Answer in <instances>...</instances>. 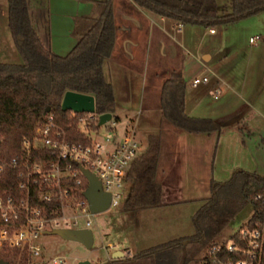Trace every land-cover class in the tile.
Masks as SVG:
<instances>
[{
	"label": "trees",
	"instance_id": "16d2710c",
	"mask_svg": "<svg viewBox=\"0 0 264 264\" xmlns=\"http://www.w3.org/2000/svg\"><path fill=\"white\" fill-rule=\"evenodd\" d=\"M138 5L184 24L216 27L264 11V0H231V9L221 7L218 0H134ZM8 25L22 57L21 62L0 61V147L5 154L19 150L20 141L30 135L43 119L46 106L55 112L69 135L76 140H89L79 131V117L90 112L64 110L62 100L67 90L92 93L96 98V114L115 112L116 94L105 74V61L111 56L117 38L114 0H94L95 12L76 18L73 33L79 37L66 54L47 46L37 32L27 0H8ZM187 81L181 69H173L165 78L161 91L162 118L181 130L221 132L223 124L234 114L222 117H200L186 111ZM100 128L99 120L91 122ZM107 125L110 126V123ZM112 128V127H111ZM170 144L163 132L151 133L147 147L132 162L128 172L130 193L121 206L132 212L167 204L164 197L165 164ZM0 183V187L14 184ZM212 195L196 212L195 234L158 245L122 260L136 264L200 263L212 246L228 240L221 235L245 206L253 214L243 228H258L264 233V176L239 169L225 182L214 181ZM240 231L230 235L240 244ZM222 253H228L224 250ZM11 263L9 258H6ZM115 262V261H112ZM117 264V263H113ZM261 264H264V241Z\"/></svg>",
	"mask_w": 264,
	"mask_h": 264
},
{
	"label": "rangeland",
	"instance_id": "374dc122",
	"mask_svg": "<svg viewBox=\"0 0 264 264\" xmlns=\"http://www.w3.org/2000/svg\"><path fill=\"white\" fill-rule=\"evenodd\" d=\"M218 1L222 8L231 9V0ZM125 8L126 6L119 7L120 18L122 16L120 9ZM170 30L169 40L175 43L178 52L175 48L167 46L163 54L159 50L156 33L149 34L146 31L142 36L145 42L140 47L139 57L137 55L133 59L121 47L117 49V57H121L124 66L130 70L123 74L122 70L110 63L113 76L110 77L108 67L106 71L116 89L117 103L112 120L116 122L119 133L134 129L142 144V151L146 149L147 136L152 132H163L168 136L167 140L175 143L173 147L170 146V157L172 159L174 154L181 156L179 166L173 170V176L171 175L172 186L167 187V199L181 200L184 204L176 206L180 208L170 210L171 214L177 211L174 218H166L165 215L163 218L158 215L161 213L158 210L157 212L154 210L126 212L121 207L110 208L90 217H79V223L74 225L76 228L86 227L87 219H92L94 247L88 249L80 242L57 234L44 233L38 239L43 258L52 260L62 256L67 259L68 264H77L84 259L91 260L93 264H111L113 257L109 256L112 250L110 246L121 244L122 240L127 242L125 251L132 252L126 258L129 256L134 258L140 250L148 251L167 243L174 238L176 232H188V230L195 232L192 214L199 201L203 200L204 196H209L212 189L210 176L204 169H197V166L202 164L201 161L203 165L207 164L209 158L202 154L198 144L187 143L185 136L189 132L161 118L160 90L157 86L173 69L183 68L188 73L187 99L188 111L191 114L217 117L239 110L231 123L225 127V140H233L237 131L241 134L240 124L246 121H248L246 128H251V123H255L261 129L264 128L262 116L264 115V11L218 25L214 29L187 23L181 29L171 26ZM256 35L260 36L258 42H251L250 38ZM205 53H210L211 57L207 55L204 58ZM0 61H22L8 25L6 0H0ZM195 76H207L208 80L193 85L191 81ZM252 115L255 118L253 121L250 120ZM98 133L97 139L103 141L109 130L104 125L100 127ZM221 155L224 165H229L231 161L229 153L223 150ZM125 193L124 201L130 189H126ZM138 213H149L148 215L151 216H144L142 219L141 214ZM252 214L253 207L245 206L224 230L221 238L229 240L231 234L241 231ZM19 257L20 253L0 250V259L11 260L8 264H18ZM136 264L149 263L144 260Z\"/></svg>",
	"mask_w": 264,
	"mask_h": 264
},
{
	"label": "built area",
	"instance_id": "2783aa9c",
	"mask_svg": "<svg viewBox=\"0 0 264 264\" xmlns=\"http://www.w3.org/2000/svg\"><path fill=\"white\" fill-rule=\"evenodd\" d=\"M259 39L256 35L250 41ZM203 80L208 77L195 76L191 82L198 85ZM100 115L90 112L79 117L78 128L87 141L73 139L49 110L33 132L21 139L17 152L5 154L0 147V183L15 179L14 184L0 187V250L20 253L18 264H68L62 256L43 258L38 239L58 228L79 229L74 227L79 217L94 215L85 195L89 181L83 169L95 174L103 190L111 194L110 208L125 202V190L131 184L128 172L142 144L134 129L119 133L112 119L110 126V121L100 125L107 126L109 134L98 140L100 128H93L91 122ZM257 198L264 202V194ZM92 224L88 218L83 228ZM239 238L242 244L229 239L226 245L212 246L200 264H261L264 233L246 227Z\"/></svg>",
	"mask_w": 264,
	"mask_h": 264
},
{
	"label": "crops",
	"instance_id": "0c3cea01",
	"mask_svg": "<svg viewBox=\"0 0 264 264\" xmlns=\"http://www.w3.org/2000/svg\"><path fill=\"white\" fill-rule=\"evenodd\" d=\"M27 3H28V8L32 22L37 32L39 33L40 37L42 38V40L45 42L47 46H50L56 52L61 54L68 53L79 40V37L73 33L76 25V18L81 15L93 14L95 12L94 0H27ZM120 6H126L125 9H120V11L122 10L121 18L118 15ZM114 9H115L116 23L118 26L117 38L113 52L111 56L106 59L104 65L106 77L108 80H110L113 83V85L114 82L112 81V79H110L107 76L106 67H108L109 69L110 77L113 76V73L111 72L110 63H113L117 69L122 70L123 74H125L124 73L125 71H129L130 68L127 69L124 66L125 64L122 62L121 57H117L116 55L117 49L121 47L126 52H128L133 59H135L137 55L139 57L141 50L140 47H142V44L145 42L142 36H144V33H146V31L149 34L156 33L157 41L159 45L158 47L159 50L163 52V54L165 53V49L167 46L175 48V50L178 52V48L176 47L175 43L172 40H169L170 38L169 36L171 34L170 28L172 26L181 29L182 26H184V23L176 19L160 15L154 11L142 7L138 5L134 0H114ZM7 10H8V2H7ZM180 24L182 25L181 27L179 26ZM214 28L215 27H209V29H214ZM180 45L182 46V44ZM207 55H210L211 57L210 53H205L204 58ZM106 62L108 63V66ZM181 70L183 72L184 78L187 81L188 78L187 71L183 68ZM117 75L118 74H116V76ZM113 78H115V76ZM164 80L160 82L157 86L158 89L160 90L159 105L161 101V91ZM114 89H115V85H114ZM115 94H116V89H115ZM186 111L193 116L212 117V116L195 115V114H191L188 111L187 88H186ZM238 111L239 110L237 109L217 116V117H222L227 114H232V113L234 114L230 119H228L223 124L221 132L215 131L210 133L207 132L197 133V132L187 131L189 132V134L185 136L186 137L185 139L188 140L187 143L198 144L200 149L202 150L201 151L202 154L208 156L209 158V161H207L208 165L205 164V161L204 164L206 166L203 165V161H201L202 164H198L197 169H201V170L204 169L207 172L208 176H210L211 188L214 181H219V182L228 181L232 177L234 172L239 169H245L251 172H256L264 176V128L262 129L259 128V126H257L255 123H251V128H246L245 125L248 123V121H246L245 123H241V124L239 123L241 134H239V132L236 130L237 134H235L233 140L224 139L225 127L228 123H231L233 117H235ZM253 115L256 114L253 113ZM253 115L250 116L251 117L250 120L252 121L255 119ZM262 116L264 117V115ZM161 118H162V112H161ZM162 120L164 119L162 118ZM148 136H147V140H148ZM168 141L170 146L173 147L175 143L173 141L171 142L170 140ZM223 150L225 153L227 151L231 156L229 157V159L231 160L229 165H224L223 158L221 155ZM170 153H171V148H170ZM180 156H181L180 154H174V156L171 159L169 154L165 164L166 172H165L164 197H165V202L167 204L155 208H148L141 210H148V211L154 210L155 212H157L158 210L159 212H161L158 215L162 216L163 218L164 215L166 218H174V216L177 214L175 213L177 211L171 214L170 210L172 208H180L179 206L178 207L176 206L184 203H182L181 200H168L167 187L169 188L170 186H172L173 178L171 177V175L173 176V170H176V168L179 166ZM212 191L213 190L211 189L210 195L204 196V198H202L203 200L199 201V203L195 208L196 210L192 214L193 215L192 218L194 217L196 212L202 207V205H204L206 200L212 195ZM141 210H138V212H140ZM148 214L147 213L141 214L140 217L142 219H144V216L150 217L151 214L150 215ZM195 232L193 233L191 230H188V232H176L174 238H172L169 241L184 236H191L195 234ZM110 247L112 250L110 251L109 256L111 255L113 257L112 260H114L115 262H123L122 260L128 259L126 258V256L132 253L131 250H129L128 252L125 251V248H127V242L125 240H122L121 244H112ZM144 250H140L138 253H141Z\"/></svg>",
	"mask_w": 264,
	"mask_h": 264
},
{
	"label": "water",
	"instance_id": "95a60500",
	"mask_svg": "<svg viewBox=\"0 0 264 264\" xmlns=\"http://www.w3.org/2000/svg\"><path fill=\"white\" fill-rule=\"evenodd\" d=\"M62 108L64 110L72 109L75 112H95L96 111V98L92 93L81 92L69 89L65 92L62 100ZM51 109L46 106L44 113ZM113 112L108 111L100 115L99 125L113 119ZM88 181L89 186L85 191V195L90 201L91 210L94 214L102 213L110 209L112 196L102 188V184L98 177L88 169H83ZM46 233L57 234L66 239L77 241L85 245L88 249H92L95 244V234L92 228H58ZM0 264H8L4 259H0ZM77 264H93L89 259L80 260Z\"/></svg>",
	"mask_w": 264,
	"mask_h": 264
},
{
	"label": "flooded vegetation",
	"instance_id": "af4514ba",
	"mask_svg": "<svg viewBox=\"0 0 264 264\" xmlns=\"http://www.w3.org/2000/svg\"><path fill=\"white\" fill-rule=\"evenodd\" d=\"M112 261H114V260H111V262H112ZM111 264H113V262H112Z\"/></svg>",
	"mask_w": 264,
	"mask_h": 264
}]
</instances>
